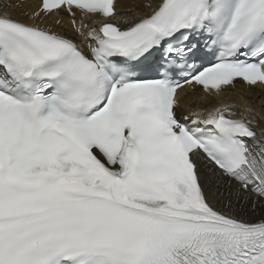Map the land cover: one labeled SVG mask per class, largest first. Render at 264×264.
<instances>
[{"label": "snow or ice", "instance_id": "snow-or-ice-1", "mask_svg": "<svg viewBox=\"0 0 264 264\" xmlns=\"http://www.w3.org/2000/svg\"><path fill=\"white\" fill-rule=\"evenodd\" d=\"M23 3L0 0V264H264V105L213 102L264 89V0Z\"/></svg>", "mask_w": 264, "mask_h": 264}, {"label": "bare ground", "instance_id": "bare-ground-1", "mask_svg": "<svg viewBox=\"0 0 264 264\" xmlns=\"http://www.w3.org/2000/svg\"><path fill=\"white\" fill-rule=\"evenodd\" d=\"M13 4L19 3L20 0H11ZM38 3L37 0H27L24 1L23 5L21 8H13V12L16 16V18L21 19L25 23H30L26 17L21 15L22 11H31L32 9L35 8V5ZM62 24V28H55L54 25L51 23V19H49L47 22L42 24V26H48V27H54L55 30L61 31L68 35L70 38L75 39L80 42V44L85 47V44L81 42V38L76 37L71 29L70 25L68 23V17L67 16H60L58 17ZM238 86H236L237 88ZM188 99L186 101L183 100L184 106L188 107L191 106V102L189 99H195L197 98L195 94H189L187 95ZM228 101L230 102L234 108L238 111V113L245 107L247 104L251 103L253 107L255 108H260L262 105H264V89L256 88L252 90L248 89H241L240 91L237 90H231L229 92H224L220 97L217 98L218 103L223 102V101ZM194 101V100H193ZM248 213L249 215L246 217L248 219H256L259 216H264V209L257 208L255 212H253L251 206L249 205L248 208Z\"/></svg>", "mask_w": 264, "mask_h": 264}]
</instances>
